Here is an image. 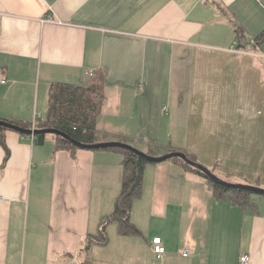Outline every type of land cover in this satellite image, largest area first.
Returning <instances> with one entry per match:
<instances>
[{
	"label": "crops",
	"instance_id": "0c3cea01",
	"mask_svg": "<svg viewBox=\"0 0 264 264\" xmlns=\"http://www.w3.org/2000/svg\"><path fill=\"white\" fill-rule=\"evenodd\" d=\"M99 77L100 132L264 189V0H0V120L33 128L52 85ZM2 135L0 264H264V199L244 210L173 161L144 172L143 238L86 250L114 211L122 153Z\"/></svg>",
	"mask_w": 264,
	"mask_h": 264
},
{
	"label": "trees",
	"instance_id": "16d2710c",
	"mask_svg": "<svg viewBox=\"0 0 264 264\" xmlns=\"http://www.w3.org/2000/svg\"><path fill=\"white\" fill-rule=\"evenodd\" d=\"M104 89L103 78H96L86 85H70L57 83L52 85L50 93V105L46 120H39L36 129H57L69 135L71 138L82 144H96L100 142L119 141L127 143L120 138H116L109 133L100 132L97 128V115L99 104L102 99ZM24 129L30 130L29 124L11 122ZM6 129L0 128V144L5 147L8 160L9 152L6 148L5 137L2 132ZM48 135L35 136L36 144L43 145ZM53 136V135H52ZM57 142V150L76 151L78 148L59 136H54ZM128 144V143H127ZM102 151H119L123 155V182L121 191L116 199L114 211L102 224L98 236L91 237L86 245V250L91 246H107L109 237L107 228L110 224L116 223L121 236H141V230L132 221V210L135 201L143 195L144 172L151 163L139 160L138 156L132 152L121 149H99ZM176 150L172 151L175 152ZM181 152V151H179ZM191 160L196 159L184 152ZM150 156H159L155 151L146 153ZM180 164L186 171L194 172L203 177L207 186L214 196L219 199H228L234 205L244 210L256 211V203L252 200L253 193L245 190L229 189L209 180L203 173L185 164L181 159L170 160ZM197 162V161H196ZM214 174L215 171L211 170Z\"/></svg>",
	"mask_w": 264,
	"mask_h": 264
},
{
	"label": "water",
	"instance_id": "95a60500",
	"mask_svg": "<svg viewBox=\"0 0 264 264\" xmlns=\"http://www.w3.org/2000/svg\"><path fill=\"white\" fill-rule=\"evenodd\" d=\"M0 128L6 129V130H11L15 131L21 135L25 136H38V135H53V136H59L72 144L75 147H78L80 149H87V150H99V149H121V150H126L129 152L134 153L135 155L138 156L139 160H143L146 162H149L151 164H158V163H163L166 161H170L173 159H181L185 164L188 166L192 167L195 170L200 171L203 173L209 180L215 182L216 184L222 185L226 188L229 189H236V190H245L248 192H251L253 194L259 195V196H264V189L256 186H251V185H245V184H234V183H229L220 177H218L216 174H214L210 169L205 167L202 164L197 163L196 161L191 160L184 152H170L166 153L161 156H150L136 147L119 142V141H109V142H100L96 144H82L75 139L71 138L69 135L63 133L62 131H59L57 129H24L20 126H17L11 122L0 120Z\"/></svg>",
	"mask_w": 264,
	"mask_h": 264
},
{
	"label": "rangeland",
	"instance_id": "374dc122",
	"mask_svg": "<svg viewBox=\"0 0 264 264\" xmlns=\"http://www.w3.org/2000/svg\"><path fill=\"white\" fill-rule=\"evenodd\" d=\"M173 138H174V141L176 142V141H178V142H180V139H182L184 136H186V132H183V131H173ZM160 151H163L162 152V154L164 155L165 154V151L166 150H162L161 148H160ZM168 162V161H167ZM197 163H199V162H197ZM159 164H161V163H159ZM199 164H201V163H199ZM168 172V171H167ZM152 174V173H151ZM162 174V173H161ZM218 175V174H217ZM223 179H225V181H227V182H229V183H233L234 182V179H230V178H223ZM144 191V190H143ZM144 194V193H143ZM142 197H143V195H142ZM142 197L139 199V200H137V201H135V203H134V205H133V210H132V219L133 220H135V219H138L137 221H138V226H139V229H141L142 231L144 230L143 229V227L145 228L148 224H149V218L147 217V219H145V215H146V213L145 212H143V210H142V208H141V206H140V204H142L143 202H145L144 200L143 201H140L141 199H142ZM179 196L178 195H176V199L178 198ZM253 199L254 200H261V199H264V197H260V196H258V195H254V197H253ZM112 210H109V212H111ZM144 213H145V215H144ZM145 216V217H144ZM105 218V217H104ZM104 218L102 219V221H101V223L104 221ZM148 220V221H147ZM153 224H155V222L153 223ZM117 225L114 223V224H111V225H109V227L107 228V234H108V237L113 241L112 242V246L108 249V250H110V249H114L115 248V246H116V242H120V241H116V240H118V238H119V234H118V231H117ZM182 229H184V228H181V229H176V232H178V230H179V232H181V230ZM145 236V235H144ZM135 237V239H137V238H143V237H141V236H134ZM121 240V239H120ZM114 243V244H113ZM96 250H98V249H96ZM100 250H102V249H100Z\"/></svg>",
	"mask_w": 264,
	"mask_h": 264
},
{
	"label": "built area",
	"instance_id": "2783aa9c",
	"mask_svg": "<svg viewBox=\"0 0 264 264\" xmlns=\"http://www.w3.org/2000/svg\"><path fill=\"white\" fill-rule=\"evenodd\" d=\"M198 2L202 3V4H207L208 3V0H198ZM51 22L54 23V21L51 20ZM234 52V51H233ZM95 76V73L94 72H86V77L87 78H92ZM39 119H37L35 122H34V126H33V130L36 129V123ZM1 200V198H0ZM152 247H153V250L157 256V258L159 260L163 259V257L165 256L166 254V248L161 240V238H154L153 241H152ZM189 256V250H186L184 252V257H187ZM240 264H250V257L249 255H243L241 257V260H240Z\"/></svg>",
	"mask_w": 264,
	"mask_h": 264
}]
</instances>
